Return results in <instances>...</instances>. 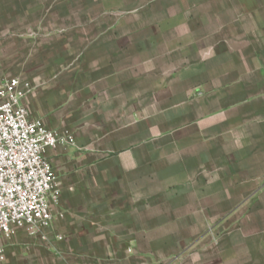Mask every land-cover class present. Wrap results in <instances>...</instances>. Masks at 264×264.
I'll list each match as a JSON object with an SVG mask.
<instances>
[{
  "label": "crops",
  "instance_id": "1",
  "mask_svg": "<svg viewBox=\"0 0 264 264\" xmlns=\"http://www.w3.org/2000/svg\"><path fill=\"white\" fill-rule=\"evenodd\" d=\"M135 1L27 73L29 117L74 143L46 151L53 220L6 264H264V0Z\"/></svg>",
  "mask_w": 264,
  "mask_h": 264
},
{
  "label": "rangeland",
  "instance_id": "2",
  "mask_svg": "<svg viewBox=\"0 0 264 264\" xmlns=\"http://www.w3.org/2000/svg\"><path fill=\"white\" fill-rule=\"evenodd\" d=\"M136 4L139 1L124 0L121 6H115L113 0H0V78L19 77L27 84L28 94L31 84L27 73L39 67L68 68L69 54L85 46L79 37L96 34L95 30L102 33L101 27H92L93 21L107 20L116 24L118 20L134 18L141 13ZM104 29L110 34L122 30L114 25ZM50 129L60 135L68 132L73 137L72 143L58 145L74 143V136L69 131ZM55 175L57 177L56 172ZM58 216H62L61 213ZM26 233L37 235L41 229L34 234ZM13 236L4 245L14 242L21 246L19 238ZM40 237L47 238L45 234ZM23 238L25 236L20 239ZM5 258L4 255L2 264H6Z\"/></svg>",
  "mask_w": 264,
  "mask_h": 264
},
{
  "label": "built area",
  "instance_id": "3",
  "mask_svg": "<svg viewBox=\"0 0 264 264\" xmlns=\"http://www.w3.org/2000/svg\"><path fill=\"white\" fill-rule=\"evenodd\" d=\"M27 84L17 76L0 78V264L4 242L19 229L34 234L53 220L60 186L45 153L73 137L29 117L23 103Z\"/></svg>",
  "mask_w": 264,
  "mask_h": 264
}]
</instances>
